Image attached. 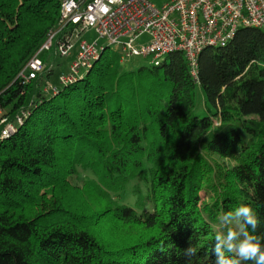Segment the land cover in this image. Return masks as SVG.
<instances>
[{
  "label": "trees",
  "instance_id": "obj_1",
  "mask_svg": "<svg viewBox=\"0 0 264 264\" xmlns=\"http://www.w3.org/2000/svg\"><path fill=\"white\" fill-rule=\"evenodd\" d=\"M59 8L0 0V107L8 123L22 118L0 140V264H214L220 217L242 204L264 245V32L241 29L203 50L197 81L178 52L130 71L103 52L54 95L43 91L53 68L29 83L17 76ZM53 51L44 63L59 59ZM78 173L81 187L70 183ZM134 178L149 210L123 201Z\"/></svg>",
  "mask_w": 264,
  "mask_h": 264
},
{
  "label": "built area",
  "instance_id": "obj_2",
  "mask_svg": "<svg viewBox=\"0 0 264 264\" xmlns=\"http://www.w3.org/2000/svg\"><path fill=\"white\" fill-rule=\"evenodd\" d=\"M59 1L55 27L17 76L23 84L44 76L54 64L44 63L42 52L53 47L55 56L67 57L77 45L70 72L58 76L59 86L47 81L43 88L46 94L55 95L60 87L81 80L109 45H114L121 62L149 56L154 66L162 63L161 58L181 53L197 81L203 50L228 44L241 29L264 32V0H165L161 5H156L160 0ZM91 30L96 37L88 41L85 36ZM21 122L18 118L6 124L0 130V140L12 135L15 124Z\"/></svg>",
  "mask_w": 264,
  "mask_h": 264
},
{
  "label": "clouds",
  "instance_id": "obj_3",
  "mask_svg": "<svg viewBox=\"0 0 264 264\" xmlns=\"http://www.w3.org/2000/svg\"><path fill=\"white\" fill-rule=\"evenodd\" d=\"M226 233H217L211 248L214 264H241L250 261L252 264H264V245L262 237L257 235L260 219L250 205H240L234 212H226L220 217ZM235 222V227H232ZM197 254V249L189 246L184 250L186 257ZM235 256L236 259L232 257Z\"/></svg>",
  "mask_w": 264,
  "mask_h": 264
},
{
  "label": "rangeland",
  "instance_id": "obj_4",
  "mask_svg": "<svg viewBox=\"0 0 264 264\" xmlns=\"http://www.w3.org/2000/svg\"><path fill=\"white\" fill-rule=\"evenodd\" d=\"M164 1H156V5H161ZM96 37V34L94 31H89L85 38L88 41L93 40ZM101 43L107 44L105 40H101ZM76 52H77V45L74 48L73 53L70 56L67 57H60L54 64L52 74L50 76L49 82L55 85H60L58 83V76L61 74H68L70 72V66L73 61H75L76 58ZM104 54H110L115 53L119 56V53L117 51H114V45H109L108 48L104 50ZM120 58V56H119ZM151 57L149 56H133L129 58L128 60L121 62L122 69L124 71H130L135 70L140 66H148L150 65ZM167 60V58H161V62ZM197 105H196V112H199L200 106L203 104V95L201 91H197ZM202 110L204 109V106L202 105ZM5 111L0 107V127L5 126L6 124H9L5 117ZM2 130V129H1ZM209 159L216 163H218L221 166H231L232 161L230 159H223L216 155H209ZM86 174L78 173L77 175H73L70 178V183L75 186H82L84 185V182H86ZM135 190V191H133ZM137 190V191H136ZM146 188L144 184L138 179L134 178L131 180L129 184L126 185L124 192H123V201L126 204H129L131 207L135 208L138 212L142 210H149L151 208V202L146 197ZM202 200H207V193L204 191L200 193Z\"/></svg>",
  "mask_w": 264,
  "mask_h": 264
}]
</instances>
